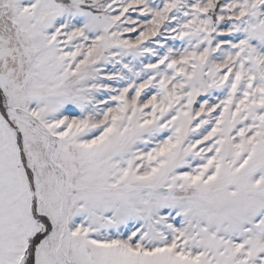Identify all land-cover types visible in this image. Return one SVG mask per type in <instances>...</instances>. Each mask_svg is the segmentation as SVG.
I'll use <instances>...</instances> for the list:
<instances>
[{
	"label": "snow or ice",
	"instance_id": "obj_1",
	"mask_svg": "<svg viewBox=\"0 0 264 264\" xmlns=\"http://www.w3.org/2000/svg\"><path fill=\"white\" fill-rule=\"evenodd\" d=\"M0 264H264V0H0Z\"/></svg>",
	"mask_w": 264,
	"mask_h": 264
}]
</instances>
